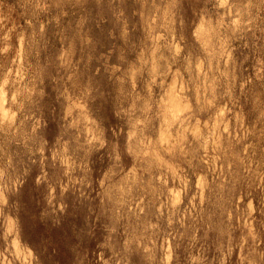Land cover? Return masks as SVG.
Instances as JSON below:
<instances>
[{"label": "clouds", "instance_id": "1", "mask_svg": "<svg viewBox=\"0 0 264 264\" xmlns=\"http://www.w3.org/2000/svg\"><path fill=\"white\" fill-rule=\"evenodd\" d=\"M0 264H264V0H0Z\"/></svg>", "mask_w": 264, "mask_h": 264}]
</instances>
